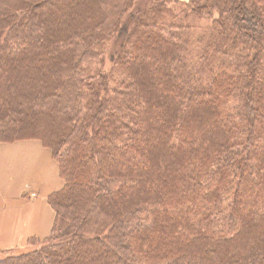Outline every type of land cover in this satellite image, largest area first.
<instances>
[{"label":"trees","instance_id":"16d2710c","mask_svg":"<svg viewBox=\"0 0 264 264\" xmlns=\"http://www.w3.org/2000/svg\"><path fill=\"white\" fill-rule=\"evenodd\" d=\"M22 139L63 185L0 264H264V0H0Z\"/></svg>","mask_w":264,"mask_h":264},{"label":"crops","instance_id":"0c3cea01","mask_svg":"<svg viewBox=\"0 0 264 264\" xmlns=\"http://www.w3.org/2000/svg\"><path fill=\"white\" fill-rule=\"evenodd\" d=\"M62 185L58 163L40 141L0 142V249L47 235L54 213L46 196Z\"/></svg>","mask_w":264,"mask_h":264},{"label":"rangeland","instance_id":"374dc122","mask_svg":"<svg viewBox=\"0 0 264 264\" xmlns=\"http://www.w3.org/2000/svg\"><path fill=\"white\" fill-rule=\"evenodd\" d=\"M185 1H189V0H185ZM203 22H201V21H196V20H194L193 22H192V28H193V31H194V35H198V34H202L203 33V28H204V26H203ZM115 44L113 45V48H115V47H117L118 46V43L120 42V39H116L115 40ZM112 46V45H111ZM105 66H104V68L103 69H105V70H107V69H109L110 67H111V65H112V63H111V61L109 60V58H108V56L106 57V61H105ZM52 225V224H51ZM51 228V227H50ZM23 247V246H22Z\"/></svg>","mask_w":264,"mask_h":264}]
</instances>
